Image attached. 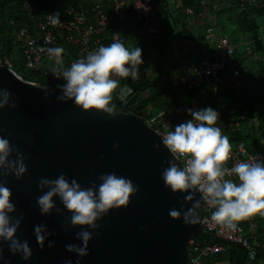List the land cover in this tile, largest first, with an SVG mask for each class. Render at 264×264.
<instances>
[{"label": "water", "instance_id": "95a60500", "mask_svg": "<svg viewBox=\"0 0 264 264\" xmlns=\"http://www.w3.org/2000/svg\"><path fill=\"white\" fill-rule=\"evenodd\" d=\"M0 88H7L16 103L14 109H0V135H7L26 156L27 166L20 179L8 174L0 175V181L11 189L12 217L20 218L15 235L26 240L32 252L22 261L0 242V255L9 264H64L69 258L75 262V254L64 246L80 243L78 229L69 225L70 213L56 197L47 215L39 213L36 198L47 189L39 188L38 180L63 173L88 187L109 172L130 178L138 190L126 206L97 221L99 235L93 233L81 264H186L187 242L200 226L168 216L169 209L184 211L193 201L184 200L187 193L172 194L163 186L160 174L172 157L150 128L123 108L111 118L94 110L82 112L71 101L58 102L56 86L42 88L2 67ZM35 225H43L47 233L43 247L35 241Z\"/></svg>", "mask_w": 264, "mask_h": 264}, {"label": "clouds", "instance_id": "9594fccd", "mask_svg": "<svg viewBox=\"0 0 264 264\" xmlns=\"http://www.w3.org/2000/svg\"><path fill=\"white\" fill-rule=\"evenodd\" d=\"M142 6L145 12L148 11L146 6ZM48 19L52 25L60 23L58 13L48 15ZM45 51L54 60L53 77L62 81L56 85L60 91L57 101H71L85 113L94 110L108 118L113 117L116 111L111 102L113 91L121 84L119 78L132 81L140 78L142 49L137 45L126 46L119 38L107 45H99L67 66L62 57L65 52L62 46L49 47ZM131 92L132 88L124 83L118 94L122 99ZM6 106L14 109L15 98L7 88H0V109ZM185 111L189 119L172 127L165 125L161 134L160 143L172 159L167 161L160 179L172 194L187 193L184 200L193 202L184 211L169 209L168 216L173 220L180 218L185 225L197 224L206 206L210 210V221L227 231L238 230L239 222L256 214L264 216V159L253 155L229 165L226 162L230 160L231 144L218 124L219 113L209 106ZM116 146L113 144V148ZM13 153L14 159L11 158ZM25 159L26 156L10 143L7 135H0V175L11 174L20 179L27 170ZM181 159L183 163L178 166L174 161ZM98 181L81 187L76 179L69 180L63 173L54 179L42 177L38 180V187L47 189L36 198L39 213L47 215L53 209V197H56L63 209L70 213L69 225L78 229L76 238L80 243L64 246L67 252L75 254V262L69 258L64 264H81L88 255L93 233L99 235L95 231L99 227L97 221L110 210L126 206L138 190L130 178L112 172L101 173ZM197 193L199 198L194 199ZM10 197L11 189L0 181V242L7 244L11 256L28 261L32 255L31 248L26 240L15 235L20 218L11 215L15 204ZM33 235L37 245L43 247L47 235L44 226L35 225ZM51 246L49 241L48 247ZM0 264H9V261L0 255Z\"/></svg>", "mask_w": 264, "mask_h": 264}, {"label": "built area", "instance_id": "2783aa9c", "mask_svg": "<svg viewBox=\"0 0 264 264\" xmlns=\"http://www.w3.org/2000/svg\"><path fill=\"white\" fill-rule=\"evenodd\" d=\"M17 1L19 8L29 16V22L18 26L12 20L10 21V25L15 28L14 42L19 46L24 68L27 71L39 73L44 78L42 85L33 83L42 87L45 85L47 87L56 86L54 84L56 79L47 70V67H54V60L49 58L45 51L46 48L57 46L58 40H63L72 54L68 59L63 57L64 64L67 66L76 58L83 57L99 45H107L113 39H120L119 33L110 34L107 39L108 42L103 39V36L113 18H117L122 25L125 24L126 20L124 3L120 0H109L111 15L108 16L96 4L92 5L87 13L80 7L67 6L63 10V15L59 17L60 23L56 25L50 23L48 19L50 13L38 7L32 0ZM127 1L130 13L141 26L142 31L155 38L158 35V29L154 24L155 18L152 5L156 0ZM232 2L237 5L240 11L260 8L259 0H232ZM142 4L147 7L148 11L143 10ZM214 9L217 10L216 7ZM185 13L188 16H193L192 11L189 9H186ZM262 27L264 28V25ZM261 39H264V29ZM237 51L238 46L230 41L227 35L220 33L214 25L208 26L203 31L201 44L199 45V60L187 66L180 74L173 76L171 81L181 89L192 92L204 90L208 86L212 97L216 100L218 109V100L224 83L228 82L230 85L236 86L241 81L242 65L237 58ZM243 52L250 53V47L245 46ZM252 55L256 56L255 53H252ZM142 60L143 63L139 66V80L132 81L130 78H125L129 87L139 84L148 73L146 60L143 58ZM0 67L15 73L9 59L2 55H0ZM262 78L264 79V72ZM260 81L258 77L251 80L249 84L250 92L259 87ZM120 108H123V112L125 111L123 106ZM216 111L219 113L218 124H220L222 134L228 135L240 129L239 122L231 121V119L226 120L219 109ZM241 119L243 117H240ZM144 124L153 131L159 140H161V134L165 131V125L171 127L165 122L156 121V119L149 120ZM230 144V160L226 162L229 165L236 160H246L253 155L264 159V134L259 138L258 146L253 151H248L242 142H232ZM177 162L182 165L183 160ZM209 213L210 210L205 206V210L201 211L199 222V231L209 240L203 242L188 240L186 264H204V259L222 253L230 245L240 246L245 251L247 258L253 260L256 257V245L252 236L254 230L250 228V235H247L244 229L238 225V230L227 231L220 225L211 222ZM254 216L264 219V216L259 214ZM210 237L220 243H213Z\"/></svg>", "mask_w": 264, "mask_h": 264}, {"label": "trees", "instance_id": "16d2710c", "mask_svg": "<svg viewBox=\"0 0 264 264\" xmlns=\"http://www.w3.org/2000/svg\"><path fill=\"white\" fill-rule=\"evenodd\" d=\"M38 7L48 13H58L59 17L63 15V10L67 6L80 7L84 12H88L89 8L96 4L98 5L105 15H111L110 1L109 0H32ZM178 4L177 13L183 19L191 18L185 14V10L189 9L193 15H199L203 11L214 13L216 15H223L227 17L226 21H234L235 28L241 30L243 33H249L252 36L254 47L251 48L252 54L258 52L260 56L264 58V39H261L263 33L262 25H259L258 20H262L264 25V0L260 1L259 9H248L246 11H240L232 0H224L222 2L223 8L216 3V0H173ZM164 4V5H163ZM218 8V10L213 9ZM158 9V10H157ZM152 11L154 18L165 16L167 17V2L166 0H156L152 5ZM177 17V16H176ZM154 19V20H155ZM16 23V25H24L29 21V16L26 12H23L19 8L17 0H0V55L5 56L12 64L13 71L26 82L37 83L42 85L44 78L36 72L27 71L23 66V61L20 53L19 46L14 42L15 28L10 25V21ZM227 22V23H228ZM220 33L229 36L226 32L227 26L224 22L221 23ZM114 32H121V24L117 18H113L110 22L106 34H112ZM183 32V31H181ZM123 34L121 33V36ZM153 40L152 35H148ZM123 39V37H122ZM57 46H62L65 52L62 53V57L69 58L71 54L70 48L65 45L63 40H58ZM243 54V53H242ZM241 54L237 51V58L242 63ZM257 56V55H256ZM260 57L258 59L259 69L257 76L260 78V85L254 91L247 89L242 95H238L236 99H230L229 104L219 105L218 109L221 111L222 116L227 120L239 122L240 129L234 133H229V142H242L246 146L248 151H253L258 146L259 138L264 134V79L262 74L264 72V61ZM53 67H47V70L52 75ZM148 74V73H147ZM147 76V75H146ZM146 76L144 78H146ZM142 78V79H144ZM142 80L139 84L131 87L132 92L126 95L124 98H120L118 94L113 91V100L111 103L115 105V111H118L121 106L125 108L124 113L133 115L139 118L143 123L148 122L152 115L143 116L142 113H137L138 109V95ZM62 83V81L56 79L55 85ZM207 95L206 106L212 107L218 110L216 107V100L212 97L211 90L207 86L204 88ZM152 93L149 101H161L159 97L161 92ZM240 117L243 119L240 120ZM247 235H250V228L254 230L252 233L253 242L256 245V257L253 260H249L245 251L237 245H230L228 249L222 253L212 255L204 259V264H264V219L260 217H250L249 220L241 221L238 223ZM213 243H220L218 240L211 238ZM190 240L195 242H203L209 240L201 231L192 236ZM190 251V249L188 248Z\"/></svg>", "mask_w": 264, "mask_h": 264}, {"label": "crops", "instance_id": "0c3cea01", "mask_svg": "<svg viewBox=\"0 0 264 264\" xmlns=\"http://www.w3.org/2000/svg\"><path fill=\"white\" fill-rule=\"evenodd\" d=\"M120 1L124 3L123 8L126 20L124 25L120 23L121 32L114 33H119L120 39L128 46L137 45L142 49L141 55L142 58L146 60L148 68V74L146 78L142 79V86L138 92V109H136V112L142 113L143 116L148 114L152 115L150 120L156 119L158 122L168 123L171 127L178 125L190 118L185 111L186 109L192 108L193 110H197L206 106L207 95L204 90L195 92L185 91L178 87L177 84L173 83L171 78L180 74L187 66L199 60V45L201 44L204 29L214 25L220 32L221 23L228 22L226 21L227 17L225 14L216 15L203 11L199 15L189 16L191 17L190 19H183L182 15L180 17L178 16V4L173 0H166L167 17L162 16L154 20V24L158 29V35L151 40V38L146 36L144 31H142L141 26L134 20L130 13L128 1ZM223 1L224 0H216V3H219V6L223 8ZM234 24V21L230 19L228 25H226L227 34L234 37L232 42L236 44L238 43V39L243 41V39L251 38V41L247 40L243 42H247L245 46L253 48L254 43L251 34L243 33L241 30L235 28ZM121 33L123 34L122 36ZM109 35L110 34H106L103 36L106 42H108L107 39ZM236 45L238 47L240 46L239 44ZM240 54L242 55L241 58H243L241 61V81L236 86H232L228 82L224 83L218 100L219 105H227L230 99H236L239 94L242 95L244 91H247L249 88L247 86L248 82L250 83L258 73V61H255L256 64L252 65V67L245 57L247 53ZM119 87L118 85L117 89L114 90L116 94L119 92ZM157 91L161 92L159 99L161 101L164 100L168 105L167 112L164 102L160 104L161 101H149L150 95L152 93L157 94ZM173 98L175 99L174 101L172 100Z\"/></svg>", "mask_w": 264, "mask_h": 264}, {"label": "rangeland", "instance_id": "374dc122", "mask_svg": "<svg viewBox=\"0 0 264 264\" xmlns=\"http://www.w3.org/2000/svg\"><path fill=\"white\" fill-rule=\"evenodd\" d=\"M260 22V23H259ZM258 23H259V25H262L263 26V22H262V20L260 21V20H258ZM224 25H228V23L226 22V23H224ZM264 28L262 27V30H263ZM250 36V35H249ZM229 37H230V41H232V40H234V37H231L230 35H229ZM251 41V38H249V39H243V41ZM243 41H241V40H239L238 39V43H236V44H239L240 46L238 47V51L240 52V53H244L243 52V49H244V47H245V45H246V43L247 42H243ZM251 49V48H250ZM259 52V51H258ZM258 52H256V55L257 56H254V55H248V54H245V57H246V59H248V61H249V63H250V65L252 66V65H254V64H256L255 63V61H257L258 59H260V57H262V56H259V53ZM262 59H263V61H264V58L262 57ZM253 67V66H252ZM16 74V73H15ZM17 75V74H16ZM256 77H258L257 76V74L255 75V78ZM120 80H121V84L119 85V86H122L124 83H125V78H119ZM250 83H251V81H250ZM249 82H248V87H249V84H250ZM245 84H247V83H245ZM248 90H249V88H248ZM240 95V94H239ZM173 101L175 100L174 98L172 99ZM229 101V100H228ZM162 102H164V100H162L161 101V103L160 104H162ZM164 106H166L165 107V109H166V112L168 111V105H167V103L166 102H164ZM164 106H163V109H164ZM160 108H162V107H160ZM168 117V116H167ZM184 118H186V117H184ZM168 124V123H167Z\"/></svg>", "mask_w": 264, "mask_h": 264}]
</instances>
